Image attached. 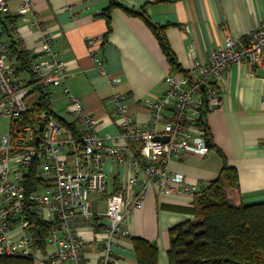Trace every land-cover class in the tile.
Listing matches in <instances>:
<instances>
[{
    "label": "built area",
    "instance_id": "1",
    "mask_svg": "<svg viewBox=\"0 0 264 264\" xmlns=\"http://www.w3.org/2000/svg\"><path fill=\"white\" fill-rule=\"evenodd\" d=\"M32 8V0H23L18 13L29 21ZM0 13L13 18L7 0H0ZM9 22L15 28L14 18ZM32 24L41 52H29L33 61L25 71L4 42L0 24V116L9 120L0 135V256L29 257L35 264H118L114 247L127 237L133 208L149 186L192 200L200 191L199 184L171 172L169 162L210 152V132L202 124L222 105L219 80L234 62L264 68V20L244 40L228 37L185 72L170 68L164 93L145 101L146 123L130 115L125 94L114 92L110 104L121 117L117 136L98 131L99 119L67 83L50 28L38 19ZM88 42L99 51L94 40ZM120 80L110 78L112 85ZM56 88L73 107L69 117L55 111ZM108 164L119 175L114 189ZM33 172L39 179L28 192ZM93 194H106L105 210L94 207ZM80 229L95 237L86 239ZM92 248L99 251L95 261L88 256Z\"/></svg>",
    "mask_w": 264,
    "mask_h": 264
},
{
    "label": "crops",
    "instance_id": "2",
    "mask_svg": "<svg viewBox=\"0 0 264 264\" xmlns=\"http://www.w3.org/2000/svg\"><path fill=\"white\" fill-rule=\"evenodd\" d=\"M22 1L7 0L16 24L11 27L15 40L29 52L40 53L42 43L34 32L33 20L50 28L53 49L65 62L71 91L99 119L98 131L105 136L120 133L121 117L113 113L111 95L125 94L130 115L138 123H146L149 111L145 101L164 93L166 74L172 68L145 20L126 9L144 12L152 23L167 27L170 46L185 69L196 59L207 58L228 37L244 40L264 20V0H117L120 6L111 10L109 18L105 11L110 0H32L33 8L26 15L29 21L18 13ZM91 39L93 48L99 50L96 53L88 42ZM95 54L106 74L101 72ZM111 77L121 80L112 85ZM219 86L222 105L206 119L210 152L173 158L170 171L183 174L201 188L218 179L227 165L235 168L239 177L238 186L227 189L232 203L264 202V68L231 63ZM52 98L56 113L57 107L63 113L58 115L71 116L73 107L61 88L54 90ZM107 168L110 189H114L119 175L111 164ZM97 198L99 204L95 205L93 198L94 207L105 210L106 194ZM193 201L186 194L168 195L156 185L149 186L145 198L133 208L127 237L114 247L118 264H137L134 238L155 243L157 264H169L171 229L196 220ZM79 233L86 239L95 237L89 229ZM87 251L95 261L98 248Z\"/></svg>",
    "mask_w": 264,
    "mask_h": 264
},
{
    "label": "trees",
    "instance_id": "3",
    "mask_svg": "<svg viewBox=\"0 0 264 264\" xmlns=\"http://www.w3.org/2000/svg\"><path fill=\"white\" fill-rule=\"evenodd\" d=\"M116 6H120L117 0H110L105 11L108 18ZM126 10L145 20L172 69L185 72L170 46L167 27L152 23L144 12ZM12 19L0 16V24L9 51L16 58L20 70L25 71L30 68L33 59L29 51L15 40L9 22ZM202 126L208 129L205 123ZM209 142L212 146L211 138ZM38 179L34 172L29 175L28 192L34 189ZM238 182L236 169L225 165L218 179L201 187L193 201L196 220L171 229L169 264H264V202L234 205L227 189L238 186ZM133 244L137 264H157L158 247L155 243L134 238ZM0 264L35 263L29 257L0 256Z\"/></svg>",
    "mask_w": 264,
    "mask_h": 264
},
{
    "label": "rangeland",
    "instance_id": "4",
    "mask_svg": "<svg viewBox=\"0 0 264 264\" xmlns=\"http://www.w3.org/2000/svg\"><path fill=\"white\" fill-rule=\"evenodd\" d=\"M57 114L63 115V113H61V109L59 107H57ZM8 128H9V120L4 119L0 116V135L7 132ZM97 197H102V195H98V194L92 195V198L97 200V203H95V205L99 204Z\"/></svg>",
    "mask_w": 264,
    "mask_h": 264
},
{
    "label": "water",
    "instance_id": "5",
    "mask_svg": "<svg viewBox=\"0 0 264 264\" xmlns=\"http://www.w3.org/2000/svg\"><path fill=\"white\" fill-rule=\"evenodd\" d=\"M168 139H169V138H168V137H166V138H164L163 140H164V141H168Z\"/></svg>",
    "mask_w": 264,
    "mask_h": 264
}]
</instances>
